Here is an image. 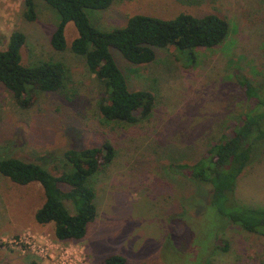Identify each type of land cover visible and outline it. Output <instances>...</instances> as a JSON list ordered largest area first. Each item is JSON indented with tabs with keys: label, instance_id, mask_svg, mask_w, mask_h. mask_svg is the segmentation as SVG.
<instances>
[{
	"label": "rangeland",
	"instance_id": "obj_1",
	"mask_svg": "<svg viewBox=\"0 0 264 264\" xmlns=\"http://www.w3.org/2000/svg\"><path fill=\"white\" fill-rule=\"evenodd\" d=\"M34 2L37 20L29 22L24 0H0V49L21 31L27 38L24 65L61 63L70 79L61 92L34 93L28 109L0 83V159L40 164L59 176L70 169L68 151L108 142L116 153L89 180L96 193L95 221L82 242L70 243L79 244L92 264L112 255L125 257L127 264H264V235L223 217L210 186L195 183L181 169L207 156L247 115L251 104L240 81L264 83V0H115L107 10H87L93 26L105 32L125 28L137 15L170 20L182 13L216 14L230 23L224 43L194 56L172 46L156 48L154 62L135 65L111 50L129 89L155 97L148 120L134 125L104 121V85L85 57L72 51L78 37L74 23L66 26V50H55L51 38L61 16L44 0ZM254 154L259 157L237 179L233 197L239 206L264 209V142ZM45 201L39 183L22 186L0 174V241L27 231L58 240L54 223L36 221ZM0 262L46 264L1 245Z\"/></svg>",
	"mask_w": 264,
	"mask_h": 264
},
{
	"label": "trees",
	"instance_id": "obj_2",
	"mask_svg": "<svg viewBox=\"0 0 264 264\" xmlns=\"http://www.w3.org/2000/svg\"><path fill=\"white\" fill-rule=\"evenodd\" d=\"M44 1L61 16L51 38L55 50H66V26L74 23L78 37L72 44V51L85 57L90 73L104 85L105 96L101 100L100 112L107 123L134 125L148 120L155 102L151 92L129 89L113 58L112 49L121 52L132 64L145 65L155 61L156 48L172 46L194 56L195 51L212 49L224 43L231 31L229 21L216 14L197 17L182 13L170 20L137 15L125 28L105 32L93 26L87 10H107L115 0ZM24 8L25 19L36 21L34 0H24ZM26 42V35L15 31L7 49H0V83L23 109L32 105L34 93L61 92L70 79V71L61 63L24 65L21 49ZM240 84L251 104L247 115L210 146L207 156L195 165H184L181 169L188 170L185 176L195 183L210 186L212 203L223 217L248 232L264 235V209L239 206L233 197L237 179L257 161L259 154L254 151L264 142V83L254 86L248 80H241ZM115 155V148L108 142L100 147L68 151L64 159L70 169L59 176H54L40 164L15 158L0 159V174L22 186L39 183L46 201L35 215L37 223H54L59 241H81L97 217L96 193L89 180L110 165ZM227 248L225 244L222 249ZM103 264H127V259L112 255Z\"/></svg>",
	"mask_w": 264,
	"mask_h": 264
},
{
	"label": "built area",
	"instance_id": "obj_3",
	"mask_svg": "<svg viewBox=\"0 0 264 264\" xmlns=\"http://www.w3.org/2000/svg\"><path fill=\"white\" fill-rule=\"evenodd\" d=\"M0 245L23 255H32L46 264H92L79 244L54 240L48 235L30 231L4 238Z\"/></svg>",
	"mask_w": 264,
	"mask_h": 264
},
{
	"label": "crops",
	"instance_id": "obj_4",
	"mask_svg": "<svg viewBox=\"0 0 264 264\" xmlns=\"http://www.w3.org/2000/svg\"><path fill=\"white\" fill-rule=\"evenodd\" d=\"M40 225V224H39ZM41 226H43V225H41ZM43 232V231H42ZM54 232H55V227H54ZM84 240V239H83ZM83 240H81V242L83 241Z\"/></svg>",
	"mask_w": 264,
	"mask_h": 264
}]
</instances>
